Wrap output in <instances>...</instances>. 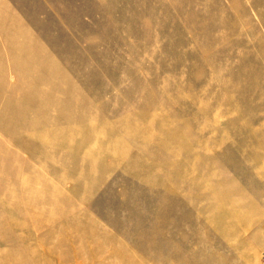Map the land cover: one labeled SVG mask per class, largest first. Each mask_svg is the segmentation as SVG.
Here are the masks:
<instances>
[{"label":"rangeland","instance_id":"obj_1","mask_svg":"<svg viewBox=\"0 0 264 264\" xmlns=\"http://www.w3.org/2000/svg\"><path fill=\"white\" fill-rule=\"evenodd\" d=\"M0 264H264V0H0Z\"/></svg>","mask_w":264,"mask_h":264}]
</instances>
